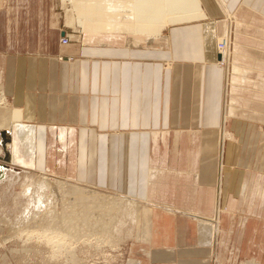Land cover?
Listing matches in <instances>:
<instances>
[{
	"label": "crops",
	"instance_id": "crops-1",
	"mask_svg": "<svg viewBox=\"0 0 264 264\" xmlns=\"http://www.w3.org/2000/svg\"><path fill=\"white\" fill-rule=\"evenodd\" d=\"M209 2L207 18L151 41L62 43L58 0H0V92L27 116L13 127L14 165L48 139L77 147L83 174L64 178L134 197L139 219L144 209L140 264H264V0ZM226 13L229 80L216 65ZM219 206L210 244L197 218Z\"/></svg>",
	"mask_w": 264,
	"mask_h": 264
},
{
	"label": "rangeland",
	"instance_id": "rangeland-1",
	"mask_svg": "<svg viewBox=\"0 0 264 264\" xmlns=\"http://www.w3.org/2000/svg\"><path fill=\"white\" fill-rule=\"evenodd\" d=\"M66 3L67 0H58L59 7H57L56 10L62 15L63 21L65 20V27L70 29L67 34L70 35L72 41H77L84 33L83 25L80 22L75 23L74 27L67 25V17L71 15L70 10L72 8L66 7ZM225 18H227V29L226 32L217 39V50L219 49L218 47H221L220 42H223L220 40L226 38L228 41V48L231 46L230 50L232 53L233 33L231 25L233 24V18L227 13L225 14ZM65 22L63 25H65ZM228 64L224 66L228 67ZM168 66L170 67V64H168L167 67ZM224 66L223 68L225 69ZM231 68L232 66L230 67L229 64L227 68V70L229 69L228 80L231 74ZM10 104L14 106L11 101ZM19 108L24 110V108ZM223 128H225V125ZM2 130H0V133ZM222 139H225V135H222ZM1 141L2 137L0 135V166H3L2 164L7 165V163L1 160V157L4 156ZM58 142L60 143V141L48 139L42 148L41 157H21L24 160L23 164L14 165V162H12L10 167L5 166L6 169L4 172H2L0 168V264H140L141 258L146 254L145 220L141 223L142 211L144 209L141 210V217L138 224L136 216L133 219L132 215L128 214V212H125V214L123 212H118V215H121V222L119 221L116 225L110 222L107 223V218H104V215L98 216L99 220L97 217H95L97 220L92 218L95 221L87 219L89 223L84 221L83 224V220L80 218L77 217L79 221L76 220L77 218L75 215L77 213H75V215L64 213V218L58 217L57 215L60 213L63 206L58 204V210L56 211L59 213L54 214L56 212L51 211L46 214L49 219L45 217L47 221L45 220L46 222H43L44 218L43 215H41L42 213H40L41 211H39V205H42V203L46 201L44 198L45 196L41 199L42 203H40L39 196L43 194L36 192L38 189L37 186L31 187V190L34 191V195L32 196L24 192V182L26 178L28 176H33L37 181L46 174V177L55 184L56 182H60L58 178L63 179L66 175L73 176L80 174V176H82L83 174L82 169L84 166L82 162H79L82 157L79 155H72V152H78L79 149L77 147L71 148L69 150L71 155H66L63 154L64 151H67L66 149H63L60 145L56 146L59 144ZM4 158H6V154ZM69 180L74 183H85L83 181ZM88 185L89 184L85 183V186L91 190L110 196L113 195L114 198L120 199V196H117L118 193ZM46 196L49 197L50 195L47 194ZM127 198L129 197L127 196ZM130 200L131 199L128 201ZM71 201L73 200L71 199ZM110 201L112 200H107L106 198L101 201L106 209L105 211H109L110 207H112V202ZM224 208L225 207L219 209V217ZM122 210L127 211V208ZM103 211L104 210H101V215ZM33 215L36 219V223L32 220ZM57 218L59 219L57 220ZM200 219L207 220L203 217L197 218L199 227H202V236L207 237L209 243L212 244V241L215 242L216 236L220 231L219 223L214 229V226L209 222L205 224L204 221ZM100 220L103 221V223L100 222ZM55 221L57 222L55 223ZM68 221H72V223ZM91 222L92 224H90ZM93 222L95 225H93ZM99 222L101 224L98 225ZM104 222H106L105 226ZM86 224H89V227ZM99 227L101 228L99 229ZM118 227H120V229ZM213 231H216V234H213Z\"/></svg>",
	"mask_w": 264,
	"mask_h": 264
},
{
	"label": "bare ground",
	"instance_id": "bare-ground-1",
	"mask_svg": "<svg viewBox=\"0 0 264 264\" xmlns=\"http://www.w3.org/2000/svg\"><path fill=\"white\" fill-rule=\"evenodd\" d=\"M209 1L210 0H67L66 7L72 8L70 10L71 15H68L67 17V25L74 27L75 23L80 22L83 25L82 27L84 33H127V35L129 36L135 37L136 40L149 39V41H151L153 39L163 37L164 32L169 26L207 18V16H209L207 7L211 3ZM216 1L220 5V0ZM65 36L67 37L68 42L72 41L70 35L66 33ZM220 41L223 42H220L221 47H218L219 49L217 50L219 59L216 65L223 68V66H221L222 64L226 65L228 64V62L229 64H231V46L230 48H228V41L226 38L221 39ZM61 42L64 43L63 37L61 39ZM228 67H225L227 78L229 70H227ZM3 91L0 92V130L3 129L0 135L2 137L1 145L4 150V156L6 154V158H4L3 156L1 157V160L6 162L7 165L2 164L3 166H0L2 172H4V170L6 169L5 166L10 167V164L17 160L15 153L13 151H10V149L12 150L13 148V145H10L11 135L14 137L13 127L17 126L22 121L24 122V119L27 117L25 116V109L23 110L20 109L18 106H12L10 104L9 99L7 98L8 94ZM223 129L225 128H222L220 130V143L222 146L228 139V135ZM222 135H225V139H222ZM46 176L47 175L45 174L44 177L37 181L33 176H28L24 182L25 187L23 190L24 192L32 196L34 195V191L31 190V187L37 186L38 189L36 190V192L43 194L39 196L40 203H42L41 199H43V197L45 196L44 198L46 199V201H44L42 205H39V211H41L40 213H42L41 215H43L44 218V221L42 220L43 222L47 221L46 218H48V215L46 214L50 213L51 211L56 212L54 214L59 213L56 211L58 210V204L63 205L62 210L57 215L58 217L64 218V213H68L70 215H75V213H77L75 217H78L83 220V224L84 221H86L87 223L88 220H91L92 218L94 219L95 217H97L99 220L98 216L104 215V218H107V223L110 222L116 225L119 223V221L121 222V215H118V212H123L124 214L125 212H128V214L132 215L133 219L135 218V216L137 220L139 219L140 203L136 201L134 197L127 198V196L117 194L118 197L120 196V199H116L113 197V195L110 196L95 190H91L85 186V183H74L67 178H58L60 179V182H56L55 184H53ZM47 194H49L50 196L47 197ZM105 198L107 200H112L110 201L112 202V207H110L109 211H105L106 209L101 202L102 200H105ZM71 199L73 201H71ZM129 199L131 200L128 201ZM124 208H127V211L122 210ZM219 208L220 206L217 208L215 216L207 218V221H205L204 219L200 220L204 221L205 224L209 222L211 225L214 226L215 229L217 227V224L220 223V217L218 216V211L220 212ZM101 210H104L102 215ZM33 218L32 220L36 223V219ZM78 218L76 220H78ZM97 218H95V220H97ZM58 219L59 218H57V220ZM72 221L70 222L72 223ZM56 222L57 221H55V223ZM100 222L103 223V221L101 220ZM100 222L98 223V225L101 224ZM106 222H104V226ZM90 224H92V222ZM86 225L88 226L89 224ZM93 225H95L94 222ZM100 228L101 227H99V229ZM118 228L120 229V227ZM214 233L216 234V231H213V234Z\"/></svg>",
	"mask_w": 264,
	"mask_h": 264
},
{
	"label": "built area",
	"instance_id": "built-area-1",
	"mask_svg": "<svg viewBox=\"0 0 264 264\" xmlns=\"http://www.w3.org/2000/svg\"><path fill=\"white\" fill-rule=\"evenodd\" d=\"M63 42H64V43H67V42H68V39H67L66 36L63 37ZM221 66H224V64H222ZM224 67H226V66H224Z\"/></svg>",
	"mask_w": 264,
	"mask_h": 264
},
{
	"label": "water",
	"instance_id": "water-1",
	"mask_svg": "<svg viewBox=\"0 0 264 264\" xmlns=\"http://www.w3.org/2000/svg\"><path fill=\"white\" fill-rule=\"evenodd\" d=\"M2 135H3V133H2Z\"/></svg>",
	"mask_w": 264,
	"mask_h": 264
}]
</instances>
